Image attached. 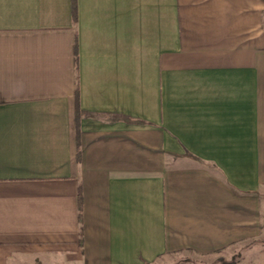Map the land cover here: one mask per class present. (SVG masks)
Here are the masks:
<instances>
[{"label":"crops","instance_id":"1","mask_svg":"<svg viewBox=\"0 0 264 264\" xmlns=\"http://www.w3.org/2000/svg\"><path fill=\"white\" fill-rule=\"evenodd\" d=\"M76 5L0 0V264H189L260 240L264 0Z\"/></svg>","mask_w":264,"mask_h":264},{"label":"rangeland","instance_id":"2","mask_svg":"<svg viewBox=\"0 0 264 264\" xmlns=\"http://www.w3.org/2000/svg\"><path fill=\"white\" fill-rule=\"evenodd\" d=\"M253 260V261H252ZM264 264V234L251 241L243 251H222L213 255H190L189 264Z\"/></svg>","mask_w":264,"mask_h":264},{"label":"trees","instance_id":"3","mask_svg":"<svg viewBox=\"0 0 264 264\" xmlns=\"http://www.w3.org/2000/svg\"><path fill=\"white\" fill-rule=\"evenodd\" d=\"M73 12H74V16L76 19V15H77V5H76V0H73ZM76 114H77V127H78V132L80 133V112H79V99L77 97V105H76ZM78 202H79V221L82 222V208H83V196H82V192H79V198H78Z\"/></svg>","mask_w":264,"mask_h":264}]
</instances>
